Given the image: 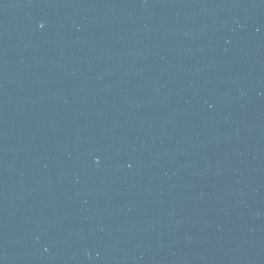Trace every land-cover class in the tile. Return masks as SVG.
<instances>
[{
  "label": "water",
  "instance_id": "95a60500",
  "mask_svg": "<svg viewBox=\"0 0 264 264\" xmlns=\"http://www.w3.org/2000/svg\"><path fill=\"white\" fill-rule=\"evenodd\" d=\"M0 264H264V0H0Z\"/></svg>",
  "mask_w": 264,
  "mask_h": 264
}]
</instances>
